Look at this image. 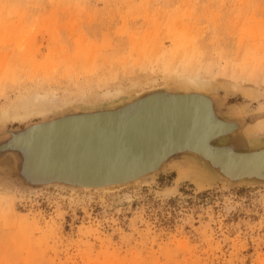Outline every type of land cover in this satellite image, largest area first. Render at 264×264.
<instances>
[{"label": "rangeland", "instance_id": "rangeland-1", "mask_svg": "<svg viewBox=\"0 0 264 264\" xmlns=\"http://www.w3.org/2000/svg\"><path fill=\"white\" fill-rule=\"evenodd\" d=\"M191 76L208 87L180 86ZM155 90L209 95L213 113L236 123L212 144L264 146V0H0V147L30 123ZM36 94L46 95L43 111L12 112ZM197 100L178 101L184 123ZM168 113L148 112L134 128L172 124ZM201 126V139L229 127ZM22 157L0 148V264H264L263 179L230 178L182 151L121 185L32 184ZM192 164L209 178L202 187L177 179Z\"/></svg>", "mask_w": 264, "mask_h": 264}, {"label": "water", "instance_id": "water-1", "mask_svg": "<svg viewBox=\"0 0 264 264\" xmlns=\"http://www.w3.org/2000/svg\"><path fill=\"white\" fill-rule=\"evenodd\" d=\"M192 95L198 98L199 110H194L184 123V112L176 113L175 108L181 98ZM152 111L175 114L174 122L170 124L168 117L155 126L146 123L134 128L140 116ZM94 116H103V125L86 127L81 132L74 128L51 134L52 127L67 121L75 123L79 117L89 120ZM213 122L226 123L229 127L201 139L198 128ZM234 128V121L213 113L211 99L203 92L155 90L112 109L66 113L30 123L22 130L11 132L0 148L20 150L23 156L20 173L32 184L59 182L90 188L121 185L143 179L169 156L182 151L199 154L230 178L264 180V161L261 160L264 146L237 151L226 145L212 144ZM194 135L199 140L198 145L182 138Z\"/></svg>", "mask_w": 264, "mask_h": 264}, {"label": "bare ground", "instance_id": "bare-ground-1", "mask_svg": "<svg viewBox=\"0 0 264 264\" xmlns=\"http://www.w3.org/2000/svg\"><path fill=\"white\" fill-rule=\"evenodd\" d=\"M180 81H181L179 83L180 86H183L184 88L192 87V88H196L197 89V88H207L208 87L207 80H202V79H200V78H198L196 76L185 77V78L181 79ZM107 94L109 95L110 92H108ZM45 96L44 95H40V94H36L35 97H34L35 101L30 106L24 104V101H23V102H21L22 103L21 106H19V107L16 106L12 110V112L18 113L19 111H21L20 113H23L22 116L32 114L33 112H41V111H43V107L45 106L44 102L42 101V100L45 99ZM6 114H11V112L7 111ZM257 125L261 126V127H264V122L263 121L261 123L259 122V124H257ZM86 127H87L86 125H80L78 127L72 126V127H69V128H65V129L59 130L58 132H61L63 130H67V129L73 130L74 128H77L78 131L81 132ZM254 127H255V125H254ZM64 132L65 131H63V133ZM186 177L190 178L193 181V183L195 184L196 187H202L205 184H207V182L209 181V178L206 176L205 170L200 168V166L198 167V166H195L193 164L190 165V167H187V168H184V169H181V170L178 171L177 179L186 178Z\"/></svg>", "mask_w": 264, "mask_h": 264}]
</instances>
